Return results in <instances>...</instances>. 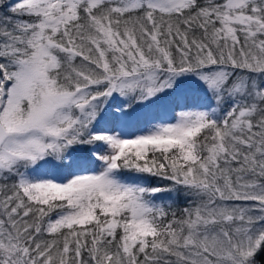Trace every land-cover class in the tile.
I'll return each instance as SVG.
<instances>
[{"label": "snow or ice", "instance_id": "obj_1", "mask_svg": "<svg viewBox=\"0 0 264 264\" xmlns=\"http://www.w3.org/2000/svg\"><path fill=\"white\" fill-rule=\"evenodd\" d=\"M0 264H264V0H0Z\"/></svg>", "mask_w": 264, "mask_h": 264}]
</instances>
